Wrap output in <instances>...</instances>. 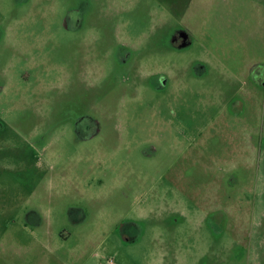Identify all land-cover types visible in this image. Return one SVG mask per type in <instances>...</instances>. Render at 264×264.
<instances>
[{"label":"rangeland","instance_id":"374dc122","mask_svg":"<svg viewBox=\"0 0 264 264\" xmlns=\"http://www.w3.org/2000/svg\"><path fill=\"white\" fill-rule=\"evenodd\" d=\"M0 264H264V0H0Z\"/></svg>","mask_w":264,"mask_h":264}]
</instances>
